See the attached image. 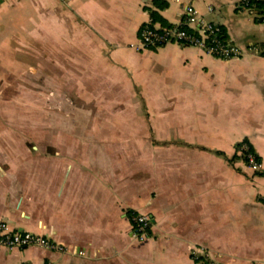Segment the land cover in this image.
<instances>
[{
    "label": "crops",
    "instance_id": "0c3cea01",
    "mask_svg": "<svg viewBox=\"0 0 264 264\" xmlns=\"http://www.w3.org/2000/svg\"><path fill=\"white\" fill-rule=\"evenodd\" d=\"M186 5L244 56L139 49L144 25L173 27ZM28 44L76 79L126 86L111 112L142 116L104 136L72 125L29 153L0 124V223L66 249L0 246V264H264V23L242 0H0V65ZM133 214L151 219L148 240Z\"/></svg>",
    "mask_w": 264,
    "mask_h": 264
},
{
    "label": "rangeland",
    "instance_id": "374dc122",
    "mask_svg": "<svg viewBox=\"0 0 264 264\" xmlns=\"http://www.w3.org/2000/svg\"><path fill=\"white\" fill-rule=\"evenodd\" d=\"M1 52L7 56L2 61L5 65H0L5 70L0 91V124H4L1 136L27 143L23 147L26 153L40 139L61 136L72 125L84 129L86 136H104L111 130L103 128L111 123L120 127L132 117L142 116L111 112L126 105V86L112 91L102 88L110 87V82L76 79L80 77L76 69L73 73L70 67L53 68L46 62V51H37L31 44ZM117 132L121 136L123 131Z\"/></svg>",
    "mask_w": 264,
    "mask_h": 264
},
{
    "label": "built area",
    "instance_id": "2783aa9c",
    "mask_svg": "<svg viewBox=\"0 0 264 264\" xmlns=\"http://www.w3.org/2000/svg\"><path fill=\"white\" fill-rule=\"evenodd\" d=\"M242 3L246 4L245 0ZM220 26L200 19L191 5L183 10L182 20L170 28H156L151 24L144 25L139 32V49L160 48L168 44L199 49L207 55L222 61H230L244 56V52L235 45L219 38ZM237 152L243 158L246 167L257 173L262 169V163L254 151L246 143L237 146ZM133 233L140 242L150 238L151 219L143 214H133L131 217ZM0 246L7 249H24L39 247L55 252H65L61 245L50 241L47 237L28 233L16 232L9 229L6 223H0ZM200 251H192V258L198 260Z\"/></svg>",
    "mask_w": 264,
    "mask_h": 264
},
{
    "label": "trees",
    "instance_id": "16d2710c",
    "mask_svg": "<svg viewBox=\"0 0 264 264\" xmlns=\"http://www.w3.org/2000/svg\"><path fill=\"white\" fill-rule=\"evenodd\" d=\"M245 1L246 4L242 3L243 8L248 9L254 15V19L257 23H264V0H245ZM218 35L220 39L225 40L223 29L221 27H220V33Z\"/></svg>",
    "mask_w": 264,
    "mask_h": 264
}]
</instances>
